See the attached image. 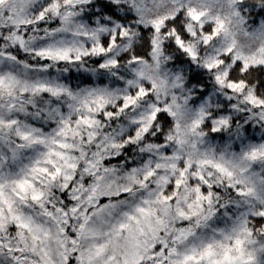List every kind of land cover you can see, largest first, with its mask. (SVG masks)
<instances>
[{
  "label": "clouds",
  "instance_id": "clouds-1",
  "mask_svg": "<svg viewBox=\"0 0 264 264\" xmlns=\"http://www.w3.org/2000/svg\"><path fill=\"white\" fill-rule=\"evenodd\" d=\"M108 256L264 264V0H0V264Z\"/></svg>",
  "mask_w": 264,
  "mask_h": 264
},
{
  "label": "snow or ice",
  "instance_id": "snow-or-ice-1",
  "mask_svg": "<svg viewBox=\"0 0 264 264\" xmlns=\"http://www.w3.org/2000/svg\"><path fill=\"white\" fill-rule=\"evenodd\" d=\"M105 207H108L107 205ZM103 211V209H102ZM138 211L140 212H146L147 210L144 209V208H140ZM129 221H137L138 222V218L136 216H129ZM131 223H121L119 225V231L120 232H123L129 228H131ZM119 234V233H118ZM210 248L211 246H209V249L205 250V252L201 253V256L203 255H210ZM105 250H106V245H98L97 246V253L96 255L99 257V256H103L105 254ZM159 251V249H158ZM198 260L199 258L198 257H195V256H187L185 257V260L186 261H189V260ZM225 259H231V257L228 256V254L226 253L225 254ZM116 260V257L115 256H108L107 259L104 261V264H112V262ZM89 264H91V258H89ZM125 264H128L127 261H125ZM132 264H143V257H140L138 260L136 261H133ZM219 264V262H218Z\"/></svg>",
  "mask_w": 264,
  "mask_h": 264
}]
</instances>
